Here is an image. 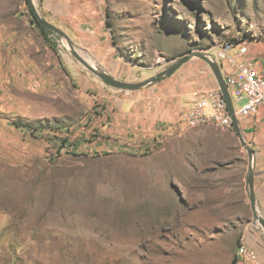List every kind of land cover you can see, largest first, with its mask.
<instances>
[{"label": "rangeland", "instance_id": "374dc122", "mask_svg": "<svg viewBox=\"0 0 264 264\" xmlns=\"http://www.w3.org/2000/svg\"><path fill=\"white\" fill-rule=\"evenodd\" d=\"M32 1L45 17L44 0ZM103 7L112 32L106 22L97 31L107 38L92 36L76 12L55 22L80 56L122 81H145L225 42L264 47V0H104ZM50 38L55 50L41 44L59 67L56 96L46 89L37 103L29 94V101L0 103V264H231L247 228L264 231L237 133L216 125L178 133L175 126L138 152L65 149L101 109L96 95L124 92L84 68L65 39ZM182 68L212 79L201 58ZM245 104L235 101L237 109Z\"/></svg>", "mask_w": 264, "mask_h": 264}, {"label": "crops", "instance_id": "0c3cea01", "mask_svg": "<svg viewBox=\"0 0 264 264\" xmlns=\"http://www.w3.org/2000/svg\"><path fill=\"white\" fill-rule=\"evenodd\" d=\"M103 3L104 0H44L43 7L47 12L44 19L59 28L55 19L68 22L71 14L76 12L74 15L78 20L91 25L88 30L94 31H91L92 36L100 38L99 35L104 34V38H107V32L102 29L97 31L106 22ZM16 6V0H0V16L2 12L9 14L2 16L4 21L0 19V94L3 96L0 103H4V100L8 103L29 101L28 98L24 99L25 94L31 95L32 103H37L42 100L44 90L54 89L52 93L55 96L60 90L61 78H57L59 67L56 61L51 64L45 57L48 51L45 40H35L40 29L33 23L34 13L29 0H20V14L13 8ZM59 29L62 30L61 27ZM41 42L47 46L43 47ZM251 44L247 42V58L259 69L264 65V47L257 48L259 45H256L253 48L251 46L255 44ZM228 69L232 70L231 67ZM187 70L180 68L172 77L140 90L119 89L124 93L104 92L96 95L99 102H102L101 109L92 116L90 127L84 129L85 133H72L69 138L71 141L65 145V149L90 148L102 154H110L121 150L138 152L154 147L155 142L172 134V129L194 99L195 93L218 87L214 74L211 75L212 79H200L195 71ZM239 124L253 150L257 205L259 213L264 217V110L258 116L240 118ZM232 132H236V129ZM85 134L86 137L93 135V138L82 142L81 138ZM247 154L249 160L248 150ZM241 245L254 251L257 260H251L239 252L238 264H264V231L255 226L248 227Z\"/></svg>", "mask_w": 264, "mask_h": 264}, {"label": "built area", "instance_id": "2783aa9c", "mask_svg": "<svg viewBox=\"0 0 264 264\" xmlns=\"http://www.w3.org/2000/svg\"><path fill=\"white\" fill-rule=\"evenodd\" d=\"M248 50L247 42H225L209 54L219 63L233 102L246 100L243 107L235 108L238 120L258 116L264 110V65L259 69L255 68L253 62L247 58ZM229 67L232 70H229ZM178 120V133L205 125H216L228 131H235L232 114L219 86L195 93L194 99ZM240 254L257 260L256 253L249 251L244 245L240 247Z\"/></svg>", "mask_w": 264, "mask_h": 264}, {"label": "water", "instance_id": "95a60500", "mask_svg": "<svg viewBox=\"0 0 264 264\" xmlns=\"http://www.w3.org/2000/svg\"><path fill=\"white\" fill-rule=\"evenodd\" d=\"M29 3H30L31 9L34 13V16L36 17L40 26L52 31L53 33H56L57 35H59L60 37L65 39L67 41V43L69 44L71 50H72V54L78 59V61L83 65L84 68H86L90 72L94 73L96 76H98L100 79H102L106 84L108 83V85H110L114 88L120 89V90H140V89H143V88L148 87L152 84H156L160 81H163V80H166L167 78L172 77L180 68H182L186 63L190 62L193 58H201V59L205 60L208 63L209 67L211 68V70H212V72H213V74L217 80L218 86L221 88L223 95H224L225 99L227 100L229 110H230L232 117H233L232 121H234L236 133H237L238 137L240 138L242 144L245 146V148L249 152V173L247 176L248 187H249V197H250V200L252 203V209L254 212L255 220H256V222L257 221L260 222V224L263 226V229H264V217L259 213L258 205H257V196H256V192H255V170H254V164H253V159H254L253 150L248 145V142L246 141V139L242 133V130H241L240 124H239V120L235 115L234 102H233L231 94L228 90V86L225 82L222 69H221L219 63L214 58L209 56L208 53L191 52L190 54H187L186 56L180 57L170 67L163 70L162 72H160L156 76H153V77H151L145 81L135 82V83L122 81L118 78H115L113 75L109 74L108 72L104 71L101 67L94 66V65L90 64L82 56H80L75 51L76 45L71 40V38L69 36H67V34L64 33L62 30H60L58 27H56L55 25L51 24L46 19H44V17H42L40 15L38 9L35 7L32 0H29Z\"/></svg>", "mask_w": 264, "mask_h": 264}, {"label": "trees", "instance_id": "16d2710c", "mask_svg": "<svg viewBox=\"0 0 264 264\" xmlns=\"http://www.w3.org/2000/svg\"><path fill=\"white\" fill-rule=\"evenodd\" d=\"M107 20H106V26L109 28V30L112 32V23L110 22V14L109 13H107ZM32 20H33V23L40 29V32H41V35L43 36V38H44V40H45V42H46V44L49 46V47H51L53 50H55V47H56V44H54V43H52L53 41H52V39L50 38V34H54L52 31H50V30H48V29H46V28H44V27H42V26H40V24L38 23V21H37V19H36V17L33 15V17H32ZM114 42V44H117L116 43V41L114 40L113 41ZM237 44V43H236ZM12 125H14L16 128H18V129H20V124L19 123H17V122H14V123H12ZM24 126L25 127H28L29 125H25L24 124ZM24 126H22V127H24ZM31 128V127H30ZM33 131L35 130H37V129H32ZM64 148H65V146H64ZM238 262H239V257H238V255L237 256H235L234 257V259L232 260V263L231 264H238Z\"/></svg>", "mask_w": 264, "mask_h": 264}, {"label": "bare ground", "instance_id": "6f19581e", "mask_svg": "<svg viewBox=\"0 0 264 264\" xmlns=\"http://www.w3.org/2000/svg\"><path fill=\"white\" fill-rule=\"evenodd\" d=\"M93 63V62H92Z\"/></svg>", "mask_w": 264, "mask_h": 264}]
</instances>
